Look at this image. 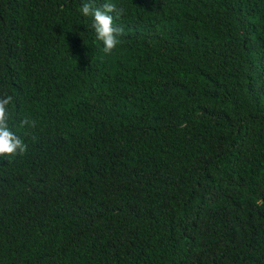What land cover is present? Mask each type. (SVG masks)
Here are the masks:
<instances>
[{
    "label": "trees",
    "instance_id": "1",
    "mask_svg": "<svg viewBox=\"0 0 264 264\" xmlns=\"http://www.w3.org/2000/svg\"><path fill=\"white\" fill-rule=\"evenodd\" d=\"M4 94L0 264H264V0H0Z\"/></svg>",
    "mask_w": 264,
    "mask_h": 264
},
{
    "label": "clouds",
    "instance_id": "2",
    "mask_svg": "<svg viewBox=\"0 0 264 264\" xmlns=\"http://www.w3.org/2000/svg\"><path fill=\"white\" fill-rule=\"evenodd\" d=\"M80 12L86 17H92V28L95 30L96 39L103 43V52L111 54L113 49L121 42L120 37L124 29L114 24L112 13L118 18L124 9H117L114 3L105 2L101 7H94L93 3H83ZM13 101V96L4 94L0 96V157L23 155L27 151V144L9 128L8 105ZM22 128H34L36 121L24 118L20 122ZM28 133L25 132V135ZM35 139V137H33Z\"/></svg>",
    "mask_w": 264,
    "mask_h": 264
}]
</instances>
